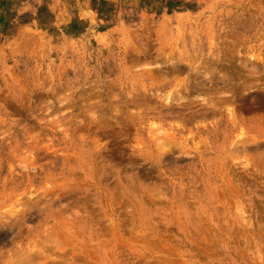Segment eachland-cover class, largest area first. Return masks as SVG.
Instances as JSON below:
<instances>
[{
    "label": "rangeland",
    "instance_id": "obj_1",
    "mask_svg": "<svg viewBox=\"0 0 264 264\" xmlns=\"http://www.w3.org/2000/svg\"><path fill=\"white\" fill-rule=\"evenodd\" d=\"M0 264H264V0H0Z\"/></svg>",
    "mask_w": 264,
    "mask_h": 264
}]
</instances>
